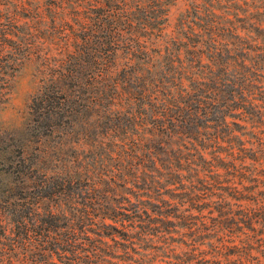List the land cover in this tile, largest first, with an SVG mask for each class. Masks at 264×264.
<instances>
[{
    "label": "trees",
    "instance_id": "16d2710c",
    "mask_svg": "<svg viewBox=\"0 0 264 264\" xmlns=\"http://www.w3.org/2000/svg\"><path fill=\"white\" fill-rule=\"evenodd\" d=\"M179 1L0 0V80L30 36L126 107L84 179L9 211L2 264H264V0Z\"/></svg>",
    "mask_w": 264,
    "mask_h": 264
},
{
    "label": "rangeland",
    "instance_id": "374dc122",
    "mask_svg": "<svg viewBox=\"0 0 264 264\" xmlns=\"http://www.w3.org/2000/svg\"><path fill=\"white\" fill-rule=\"evenodd\" d=\"M184 5L181 0L172 7V16ZM27 39L36 54L31 60L18 54L11 75L0 80L3 250L20 236H10L14 223L9 211L27 209L25 204L33 194L42 193L46 180L84 179L90 164L99 165L103 158L104 135L111 131L112 120L126 109L107 99L103 83L85 93L79 83L74 86L67 77L59 79L63 70L56 50L30 36Z\"/></svg>",
    "mask_w": 264,
    "mask_h": 264
},
{
    "label": "clouds",
    "instance_id": "9594fccd",
    "mask_svg": "<svg viewBox=\"0 0 264 264\" xmlns=\"http://www.w3.org/2000/svg\"><path fill=\"white\" fill-rule=\"evenodd\" d=\"M5 241L0 240V257H2L3 255H5V253L3 252V243ZM11 255H15V253H11ZM0 264H2V260H0Z\"/></svg>",
    "mask_w": 264,
    "mask_h": 264
}]
</instances>
